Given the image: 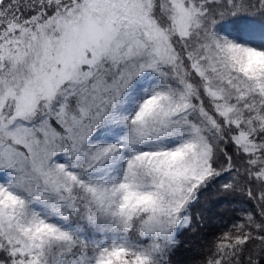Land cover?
Masks as SVG:
<instances>
[{
    "label": "snow or ice",
    "instance_id": "snow-or-ice-1",
    "mask_svg": "<svg viewBox=\"0 0 264 264\" xmlns=\"http://www.w3.org/2000/svg\"><path fill=\"white\" fill-rule=\"evenodd\" d=\"M264 264V0H0V264Z\"/></svg>",
    "mask_w": 264,
    "mask_h": 264
},
{
    "label": "trees",
    "instance_id": "trees-1",
    "mask_svg": "<svg viewBox=\"0 0 264 264\" xmlns=\"http://www.w3.org/2000/svg\"><path fill=\"white\" fill-rule=\"evenodd\" d=\"M180 239L182 243L173 256V261L174 264H187L191 257L190 244L193 245L197 238L193 237L189 233H185L180 237Z\"/></svg>",
    "mask_w": 264,
    "mask_h": 264
},
{
    "label": "rangeland",
    "instance_id": "rangeland-1",
    "mask_svg": "<svg viewBox=\"0 0 264 264\" xmlns=\"http://www.w3.org/2000/svg\"><path fill=\"white\" fill-rule=\"evenodd\" d=\"M192 244H190V246H191Z\"/></svg>",
    "mask_w": 264,
    "mask_h": 264
}]
</instances>
